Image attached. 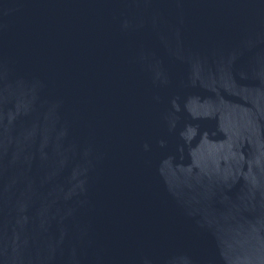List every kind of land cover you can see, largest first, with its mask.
I'll list each match as a JSON object with an SVG mask.
<instances>
[{
	"label": "water",
	"instance_id": "obj_1",
	"mask_svg": "<svg viewBox=\"0 0 264 264\" xmlns=\"http://www.w3.org/2000/svg\"><path fill=\"white\" fill-rule=\"evenodd\" d=\"M0 264H264V0H0Z\"/></svg>",
	"mask_w": 264,
	"mask_h": 264
}]
</instances>
